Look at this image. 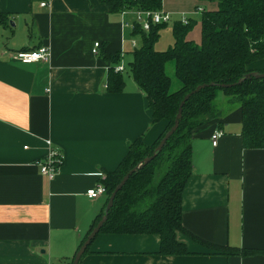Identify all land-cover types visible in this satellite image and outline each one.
I'll return each instance as SVG.
<instances>
[{"label":"crops","instance_id":"obj_1","mask_svg":"<svg viewBox=\"0 0 264 264\" xmlns=\"http://www.w3.org/2000/svg\"><path fill=\"white\" fill-rule=\"evenodd\" d=\"M215 8L205 0H161L160 12L172 25L193 20L197 33L188 39L198 42L196 17ZM135 12H111L99 0H0L10 24L0 25V264H72L105 207V195L90 200L85 192L102 185L128 144L140 137L150 146L166 128L152 122L147 98L124 75ZM40 46L50 53L46 63L12 58ZM116 54L119 91L107 79L119 65L109 60ZM248 68L264 69V59ZM218 98L219 117L191 143L192 173L181 195V224L191 237L175 233L187 255H158L157 235L98 233L78 264H264V150L242 146L239 105ZM215 130L221 134L212 146ZM46 141L62 157L52 180L36 166Z\"/></svg>","mask_w":264,"mask_h":264},{"label":"trees","instance_id":"obj_2","mask_svg":"<svg viewBox=\"0 0 264 264\" xmlns=\"http://www.w3.org/2000/svg\"><path fill=\"white\" fill-rule=\"evenodd\" d=\"M99 1L111 12L134 9L153 13L161 8V0ZM205 1L215 3L216 8L201 12L198 42L188 39L194 28L193 20L172 25L173 44L165 51H156L154 43L159 29L166 23L150 24L146 32L134 25L131 36L137 37L139 43L129 53L127 71L147 98L152 122L165 121L167 125L150 146L140 137L128 144L122 162L112 172L105 173L101 181L106 206L122 178L152 155L172 127L183 98L199 85L214 84L195 93L183 104L177 129L161 151L132 174L117 192L99 230L105 235H157L158 255L161 256L187 255L185 246L175 240V233L190 236L181 224V195L192 173L191 143L198 131L219 117L216 98L220 93L228 97L229 103L239 105L242 146L264 150V78H248L233 85L248 73L264 74V69L248 68L264 59V0ZM0 25H10L6 14L0 13ZM109 60L111 64H118L120 57L116 54ZM107 79L109 88L121 89L122 72L110 68ZM223 85L230 87L222 88ZM104 208L95 218L94 226L104 215ZM213 248L218 253L241 257L259 255L253 250Z\"/></svg>","mask_w":264,"mask_h":264},{"label":"built area","instance_id":"obj_3","mask_svg":"<svg viewBox=\"0 0 264 264\" xmlns=\"http://www.w3.org/2000/svg\"><path fill=\"white\" fill-rule=\"evenodd\" d=\"M40 6H46V3H41ZM197 11L201 12V9H197ZM169 22V16L160 11L158 12H135L134 22L130 25L131 31L134 28V25H139L140 28L146 32L149 29L150 24H165ZM182 23H186L185 19L181 20ZM131 46L134 48L136 46L135 41H131ZM99 48V43H94L91 53L93 55L97 54V50ZM12 58L22 64H30V63H46L49 61L50 53L46 47L40 46L30 51H22L16 52L12 55ZM115 72H123V65H117L113 68ZM220 132L215 130L210 136V141L212 146H216V142L220 136ZM46 154L44 157L36 163V166L39 169V173L41 176L46 177L48 180H52L59 169V166L62 161L61 153L59 150L54 147L51 142L46 141ZM26 149V148H24ZM85 195L88 199L93 200L99 197L100 195H105V189L102 185H97L96 187L89 189L85 192Z\"/></svg>","mask_w":264,"mask_h":264},{"label":"water","instance_id":"obj_4","mask_svg":"<svg viewBox=\"0 0 264 264\" xmlns=\"http://www.w3.org/2000/svg\"><path fill=\"white\" fill-rule=\"evenodd\" d=\"M248 78H256V79H263L264 78V74H257L255 72H251L248 73L246 75L243 76V78H241L240 80L237 81L236 84L233 85H238L240 84L242 81H244L245 79ZM210 86H214V84H209V85H199L197 86L193 91H191L189 94H187L182 102L179 105L176 117L174 119L173 125L172 127L168 130V132H166V134L163 136V138L160 140V142L158 143V145L155 147V149L152 152V155L150 157L145 158L142 162H140L139 164H137L134 168H132L123 178L122 180L119 182V184L115 187V189L113 190V192L110 194L107 204L104 208V215L101 217V219L98 221V223L92 228L91 232L87 235L85 241L82 243V245L79 247V249L77 250V252L74 255V258L72 260V264H78L79 260L81 258V256L84 254L86 248L89 246V244L91 243V241L94 239V237L99 233V230L101 229V227L103 226V224L106 221L107 218V213L109 211V209L111 208L112 204H113V200L114 197L116 196L117 192H119L121 190V188L123 187V185L125 184V182L128 180V178L136 173L137 171H139L143 166H145L147 163H149L163 148V146L165 145L166 141L171 137V135L175 132V130L177 129L179 120L181 118V112H182V106L183 104L195 93L199 92L200 90L206 88V87H210ZM232 86V85H231ZM222 88H226V87H230V86H221Z\"/></svg>","mask_w":264,"mask_h":264},{"label":"rangeland","instance_id":"obj_5","mask_svg":"<svg viewBox=\"0 0 264 264\" xmlns=\"http://www.w3.org/2000/svg\"><path fill=\"white\" fill-rule=\"evenodd\" d=\"M197 15H200V14H197ZM199 17V16H198ZM198 17H196V22H197V24H200V20H199V18ZM171 27H172V22H171V20L169 21V22H167V24L166 25H162L161 26V28L159 29V31H158V38H157V40L155 41V43H154V49L156 50V49H162L161 51H165V50H167L169 47H171L172 46V44H173V37H172V31H171ZM197 28H194V30L191 32V34H190V36H192L193 35V33L194 32H196L197 33ZM196 33H195V35H194V37L196 36ZM131 39V41H135V43L136 44H138L139 43V39L136 37V38H130ZM198 39L199 38H196V40L198 41ZM130 41V42H131ZM158 51V50H157ZM124 64H125V72H124V75H125V77H126V73H127V64H126V62H124ZM119 65H121V63H119ZM118 65V66H119ZM168 72L170 73L171 71H170V69H168ZM223 97H224V95L222 94V93H220L219 94V98H218V100L220 99V100H222L223 99ZM216 103H217V101H216ZM217 105H218V103H217ZM219 106V105H218ZM220 108V107H219ZM220 110V109H219Z\"/></svg>","mask_w":264,"mask_h":264}]
</instances>
